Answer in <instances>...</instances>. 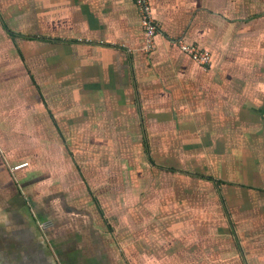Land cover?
I'll return each instance as SVG.
<instances>
[{"label": "crops", "instance_id": "crops-1", "mask_svg": "<svg viewBox=\"0 0 264 264\" xmlns=\"http://www.w3.org/2000/svg\"><path fill=\"white\" fill-rule=\"evenodd\" d=\"M150 3L0 0V264H264V0Z\"/></svg>", "mask_w": 264, "mask_h": 264}, {"label": "built area", "instance_id": "built-area-1", "mask_svg": "<svg viewBox=\"0 0 264 264\" xmlns=\"http://www.w3.org/2000/svg\"><path fill=\"white\" fill-rule=\"evenodd\" d=\"M140 10V18L142 27L147 38V52H151L154 46V39L159 34V25L153 17L150 0H135ZM182 52L187 54L194 62L198 63L202 67H209L212 63V56L206 51L199 50L196 47H190L183 43H179ZM47 225H43L42 228H46Z\"/></svg>", "mask_w": 264, "mask_h": 264}]
</instances>
